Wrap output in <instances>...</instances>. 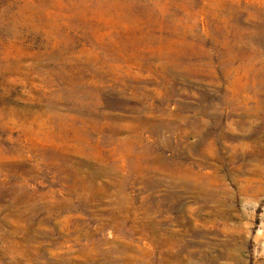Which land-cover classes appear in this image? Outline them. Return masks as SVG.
<instances>
[{
  "label": "rangeland",
  "instance_id": "1",
  "mask_svg": "<svg viewBox=\"0 0 264 264\" xmlns=\"http://www.w3.org/2000/svg\"><path fill=\"white\" fill-rule=\"evenodd\" d=\"M0 264H264V0H0Z\"/></svg>",
  "mask_w": 264,
  "mask_h": 264
}]
</instances>
